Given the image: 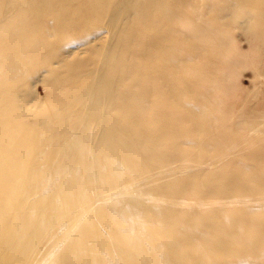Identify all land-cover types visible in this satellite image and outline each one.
Wrapping results in <instances>:
<instances>
[{
  "label": "bare ground",
  "instance_id": "obj_1",
  "mask_svg": "<svg viewBox=\"0 0 264 264\" xmlns=\"http://www.w3.org/2000/svg\"><path fill=\"white\" fill-rule=\"evenodd\" d=\"M157 1L160 3L161 0ZM227 1L209 0L207 14L211 15V20L216 22L217 18L216 23L226 21L235 25L243 19L246 29L253 35H258L255 40L264 44V16L255 18V13L261 9V5H264V0H254L252 6H250L251 0ZM15 2L16 0H0V19L4 18L0 21V264H264L263 138H259L263 142L257 145L256 142L260 141L247 134V130L250 132L256 126L248 122L241 123V127L236 126L238 129L234 126L236 128L234 130L236 132H233L235 137L244 141L241 142L242 145L254 147L259 152L256 156H259L262 162L248 164L250 168L246 166L232 173H225V170L220 168L221 163L217 161L228 160V156H231L236 160L246 162L251 157L243 155L244 153L241 154L238 150L235 154L228 155L233 142L230 139L234 136L229 135L231 132L228 131L229 128L227 129L229 141L226 154L203 153L201 150L209 144L212 136L208 128H203L205 120L198 119L204 113L203 109H210L206 107L203 96L209 89H212L211 91L214 89L218 94L221 93L225 83L215 75L206 80L207 71L204 72L203 69V71L191 72V67H188L190 54L203 55V48L207 46L206 43L210 39L212 42L215 41L214 45L217 43L221 45L220 47L217 45L219 54L226 55L234 61L245 62V59H249L247 57L250 52L242 53L234 41L228 38L230 32H226V29L222 31L203 24V12L205 11L203 9L206 7L203 8L202 3L198 4L197 10L194 9L199 12L195 19L202 20L196 31L198 45L194 48L190 44L187 30L183 31V29V32H180L175 29L173 35L179 34L180 36H168L167 38L171 41L164 36L163 28L165 18L168 16L163 9L160 10V14L158 13L160 19L156 23L150 20L144 21L145 16L142 18L144 13H141L143 25H136L134 29L137 30L138 37L148 39L141 45L138 44V52H133L135 33L128 37L122 34V42L119 40L121 43L117 49L108 55L109 73L103 80L101 89L105 115L103 119V115L100 114L102 120L100 117L98 121L101 125L96 124L98 126L96 130L101 131L102 140L100 136L98 139L102 141V148L100 149L98 145L97 150L95 147L90 152L89 160L86 156L88 164L84 160L83 163L79 160L81 154L77 151L80 155L79 159L76 158L78 155L74 156L80 162L78 168L71 170L72 166L69 172L71 170L74 173L69 174L72 176L74 174V176L72 179L68 178L69 176L66 178L64 177L68 168L66 162L59 166L60 172L57 171L55 164L52 166L49 145L50 143L54 145L55 141H58V136L55 135L57 138L52 142L55 139H53L55 137L53 134L60 131L58 135H61L67 128L65 126L68 122L65 124L66 120L61 121V115L68 114L73 109L70 105L71 109H68L67 105L68 110L66 109L67 111L62 114L60 110L62 106L66 107V104L50 108L49 104L44 101L47 104V112L42 109L43 106L40 107V103L39 107L44 111L33 112L34 124L30 125V118H28L30 114L26 105L29 107L31 104H25L22 101L24 97L19 91V84L22 85L29 75L34 74L43 66L49 67L47 73L49 77L46 81L56 83L59 80L66 82L68 78L71 79L72 76L79 74L91 63L99 64L101 57L96 49L98 46L90 48L85 58L59 60L60 57L56 58V62L53 63L52 59L58 55L56 45L54 47L51 40L59 38L56 36H59L60 28L57 35L54 34L55 27L58 28V25L62 29L60 31L62 35L58 39L60 43L56 42L59 47H62V51L68 43L75 41L74 35L67 37L64 32L66 29L71 28L76 32L74 34H80L81 37L86 38L89 33L83 35L84 30H80V24L88 27L89 32H93L97 22L106 16L104 12L106 13L108 4L106 0H83L85 3H81L79 9H76L84 14L79 17L76 15L75 19L72 17L75 20L73 26L67 22L63 23L59 17L55 18V15L53 16L54 26H50V23L47 24L44 20L45 15L35 14L30 24L25 25L26 27L23 24V27L27 28L30 33L25 34L23 28H20L24 33L17 37V34L12 33L11 28H14V25L19 27L16 21L20 19L16 20V18L26 17L34 3L32 0H24L23 3H26L27 7L16 12L19 4L12 11V5ZM66 2L73 4L74 2L80 3L81 0H67ZM176 2L174 4H177ZM146 5H144L145 9L149 4ZM192 5L194 4L191 3ZM140 6L143 5L140 3ZM151 6L150 9H154L155 6L152 8ZM176 6L177 9L172 6L176 11L169 16L172 18L170 22L175 23L176 21V23L185 25L190 20L194 21V19L189 20V13L179 3ZM67 7L60 8V12ZM131 7L133 10L134 7ZM134 9L139 10L140 8L135 7ZM153 9L151 11L157 13V8ZM11 12L14 15L11 16ZM193 12L190 14H194ZM132 18L135 19L134 16ZM37 26H40L42 30L32 31ZM149 26L155 29L152 30ZM220 30L225 43L217 38ZM48 31L52 33L50 39L52 36L55 37L50 41L46 35ZM209 32L214 33L213 38ZM122 33L126 34V31ZM42 35L45 38L43 43H40L43 39L40 38ZM181 35H184V38L178 39ZM167 42H172V44L166 46L167 50H165L164 46ZM212 44L210 48L214 47ZM48 47L50 49L45 57H41L40 54L46 52L44 49ZM160 50H165L166 54L162 55ZM37 55L40 57L36 59ZM212 55L215 54L212 53ZM69 56H67L68 59ZM104 62L107 64V60L104 59ZM197 67L199 68V65ZM206 69H211V66ZM218 71L222 73L220 67ZM61 73L62 78L59 77ZM93 80H90V83ZM206 83L207 87L204 86ZM60 84L61 81L55 85ZM53 87L55 86L51 88ZM64 88L67 93L69 90ZM58 89L61 88L58 87ZM211 91H208L210 92L207 96L208 101L213 97ZM25 95L30 94L28 92ZM69 97L71 100L72 96ZM213 98L218 100L216 97ZM69 99L63 103L68 104ZM76 103L73 102L72 105L70 102L69 104L75 106ZM213 107L214 111H218L217 109L221 106L218 104L217 107L215 105ZM173 111L193 116L198 114L196 121H189L188 126L193 129L181 132L182 129L178 130L179 127L168 126L167 121L172 117ZM223 111L226 110L223 109ZM222 112L221 115L225 114ZM214 113L216 112L212 115ZM63 116L65 119V115ZM67 116L70 118L69 115ZM74 116L76 117L75 114ZM228 116L229 118L223 115V121L229 122V119L238 117L235 112ZM160 117L162 120L165 119L166 124L160 120V123H157L156 119ZM108 121L110 127L107 125ZM235 121L236 119L234 123ZM214 124H219V121ZM214 129L216 131V128ZM96 130L93 132L96 133ZM260 132L264 133V130L260 129ZM217 133L218 131L213 135L216 136ZM97 135L93 137L96 138ZM115 136H118V142L114 139ZM186 140L194 142L192 144L195 147L192 146V152L188 153L181 148ZM57 144L60 145V143ZM55 146L53 151L58 147L56 144L53 147ZM85 150H88L86 144ZM57 151H54L56 155ZM80 151L82 153L81 148ZM66 157L69 159L68 156ZM55 158L57 161V156ZM177 160L182 163L179 169H175L172 164ZM56 163L58 165V161ZM90 174L92 177L95 176V181L88 178ZM163 175L166 178L169 177V183H161L164 182ZM98 185H100L99 189ZM107 199L114 205V210L111 209L110 212H104L106 209H101L103 201Z\"/></svg>",
  "mask_w": 264,
  "mask_h": 264
},
{
  "label": "rangeland",
  "instance_id": "obj_2",
  "mask_svg": "<svg viewBox=\"0 0 264 264\" xmlns=\"http://www.w3.org/2000/svg\"><path fill=\"white\" fill-rule=\"evenodd\" d=\"M23 1L24 0H18V1L16 0V2L12 5V11H14L17 8L18 4H19V6H21L20 4H23L24 6L23 5L21 7L18 6V8H17L18 10L16 9V12L17 11H20V9H22L24 7H27V4L26 3H23ZM27 1H29V0H27ZM32 1H33L34 4H33L32 8H31V10L28 11L27 16L26 17L23 16L22 17L23 19L22 18H16V20L17 19L23 20L22 22H19L20 20L16 21V23L18 24L19 27H17V25H14L15 27L14 28L13 27L11 28L12 29V33L14 32L15 34H17V37L22 36L21 33H24V32H25V34L30 33V31H27V28H25L26 27L25 25L30 24V20H31L32 16H34L35 14H43V15H45L44 20L47 21V24L50 23L49 24L50 26H54L53 25V21L57 17H59L60 20L63 21V23L64 22L65 23L67 22V24H70L71 26H73L74 23H75V20H73L72 17L73 18L74 17H77L76 15H78V17H79V16H82L84 14L83 12H80L78 10L79 7H80V5H82L83 3H85V2H83V0H81L80 3L74 2L73 4L72 3H69V2H66L67 0H63V1L62 0H32ZM132 1L133 0H106V2L108 4V6L106 7L107 8L106 13L104 12V14L106 16L105 17H102V20L97 22L96 28L94 29L93 32L92 31L89 32V28L88 27H85V25L80 24V30H84V31H82L83 35H85L86 33H89L86 38L81 37L80 34H78V35L74 34L76 32L72 31L71 28L66 29L67 32L66 31H64V32L67 35V37L70 38V37H72L74 35L73 37L75 38V41H72V42L68 43L67 46H66V44H64L66 46L64 48V51H62V47H59V45H58L60 43V42H58L59 41L58 39H60V36L62 35V34H60L61 33L60 31L62 30L61 27H59V25H58V28L55 27V31H54V34L55 35H57L58 29L60 28L59 29L60 31L58 32L59 33V36L58 35L56 36V38L59 37L57 40L56 39L53 40L52 38H55L53 36L51 38L52 40L50 39L51 34L53 33V30H52V33H51V31L50 32L48 31V33H46V35L48 37V40L49 41L51 40L53 42V46L54 47L56 45V47H55L56 48V54L58 56L52 59L53 60V63L56 62V58L59 59L60 57L61 58L59 60H61V59H64V60H73L75 58H77V59L78 58H85L88 55V51H89L90 48L98 46V47H96V49H97V52H100L99 54H100V57H101V59L98 61V62H100L99 64L98 63H91L88 67H86L84 70H82L79 74L72 76L71 79L68 78L66 82L65 81H62V80H59V82L61 81V84H60L61 86L60 85H55V84H58L59 82L54 81L56 83H53V81H51V82L50 81H46L48 79V77H49V76L47 77V73H48L49 67H45V66L39 68L40 70H37L34 73L35 76H34V74H31V75H29L30 77L28 76L25 79V82H22V85L19 84V86H20V90L19 91L22 93V95H23L22 97H24L22 99V101L25 104L28 103V104H31L32 105V106L29 105V107H28V105H26L27 106L26 108L29 111L28 113L30 114V115H28V118H30L29 119L30 125H33L34 124V118H33L34 116H32L33 115V112H35V111L36 112H39V111H44V110H45V112H47L46 111L47 110V107H46L47 104H49L48 107H50V108L51 107H55V106H62V104H64V105L66 104V107H63L62 106V109L60 110V113H62V114H63V112L65 113L68 109H71V107L75 111L76 110L77 111L79 110V112L76 111V113H75V111L72 110V112H69V113L67 112L68 114H66V113L63 114V115H65V119H64V116L60 114L63 117V118L61 117V121L64 122V120H66L65 121L66 122L65 124H67V122H68V124L65 126V128L66 127L67 128L63 131V134L58 135L61 132L60 131H59V133L56 132L53 135L54 136L55 135L58 136V138L55 136V137H53V139L55 138L54 140L51 139V140H53L52 142H54L56 140V138L58 140V141H55V144L58 146L57 149H56V150H58L57 151L58 152L57 155L55 154L56 152H54L56 150L53 151V149L56 148V146L53 147L55 144L53 145V143H50L51 145H49V148L51 149V150L49 149V152H50V155L52 156V159H51L52 166H54V164H55V169L57 171H59L61 169L59 166L62 165V163H65L66 162V165L68 166V168L66 167L67 169H66V172H65V176L64 177L69 176L68 178L71 177V179H72L73 176H74V174H73V176L71 174H72V172L74 173V171H71V170H75V169L78 168V163H80L78 161L79 156H80L79 154H81V156H83V157L80 156V159L79 160L82 161V163H83V160H84V162H86L88 164L87 159L89 160V158H90V156H89L90 155V152L93 149H95V147L97 149L98 148V145H99L100 149L102 148V146H101V142H102L101 141L102 140L101 137H102V135L100 133L101 131L96 130L97 127L101 125V123H99V121H98V120H100L99 118L101 117V115H103V119H104V115H105L104 114V110H103L104 103H102L103 100H101V99H103L102 98V95H101L102 83H103V80L106 79V77L108 76V73H109V58H108V55H111L117 49V46H119V44L122 42L123 36L126 35L128 37V36H131V35H133L135 33L133 35L134 36V43H135L133 45V52L134 53H137L138 52V49H139L138 44L141 45L148 38H146V37H140V36L138 37V35L136 34L137 33V30L134 29V28H136V25H143V22L145 20L155 21L154 23L158 22L159 19H160V15H159L160 14V10L163 9L164 13L167 14V16H168V17L166 16L167 18H165L166 19L165 26H164L165 29L163 28V30L165 31L164 36L166 38L168 36H175L176 34L173 35V31L175 29H178L180 32H183V31H186L187 30L188 31V36H189V39H190V44H192V46H193L192 48H194V47H196L198 45V43H197V41H198V39H197L198 35L196 34V31L198 30V25H200L201 22H202V20L195 19L196 18V14L199 15L198 14L199 12L194 11V9L197 10L198 4L200 5L201 3L203 4V8L206 7L205 9H203V11L205 10L203 12L204 13V16L206 15L205 17L203 16V24L205 23L204 25H206V26H212V28L221 29L222 31H223V29H226V32H230L228 38L230 37L234 41V43L238 47V49L242 53H244V54H247V52H250L249 55H248V57H247V58H249L248 59L249 61L247 59H245V62H243V61L238 62V61L232 60L230 57H228L226 55L224 56L222 54H219L218 46L220 47L221 45L219 43H217L218 46L217 45H214L216 43H215V41L212 42L211 39H210V41L208 43H206L207 46L205 48H203V52H204L203 55H200L199 56L198 53H191L190 54V57H188L189 60H190L188 62V64H189L188 67H191V69H190L191 72H195L197 70H200V71L202 70L203 71V69H204V72L207 71V75H208L207 78H206V80H208V77H210V76L213 77V75H215L217 78L222 79L223 83H225V87L222 90V92L219 93V94H218V92L216 93V91L214 89H213V91H211L212 89L211 90L210 89L208 90V91H211V94L213 95V97H216L218 100H215V98L211 97L212 96L211 95L210 96L211 97L210 98L211 100L208 101L207 100L208 99L207 96L210 95V92H208V91L205 92V95L206 96L205 95L203 96V101L207 105L206 107L207 108H210L209 110L211 112H209L208 109H203V112H204L203 114H201L200 116L198 114H194V116H193V115L185 114L184 112L178 113V112L173 111L172 112V117L170 118V120L167 121L168 122V126L173 125V127H179L178 130H180V128H181L182 129L181 132H185V131L188 132V131H190V129L191 130L193 129V128H189V126H188L190 124L189 121H191V120L196 121L197 116H199L198 119H201L203 121L205 120V123L204 124L206 126L203 124V128H208L209 131L211 132L212 136H213V137L211 136L212 138L210 137L211 141L209 142V144H207L206 146H204V149L201 150L205 154H209V153L210 154H217L219 152L222 155H223V153L226 154V147H227V144H228V141H229L228 138H227V134H229L228 131H231L229 135H234V136H233V138L230 139L233 142H232L231 150L229 151L228 155L235 154L236 153L235 151L238 150L241 154L244 153L243 155L248 156V157H251V159H250L251 161L250 160H247L246 162L245 161H239V160H236L235 157H231V156H228L229 157L228 160L221 159V160L217 161L219 164L221 163L220 164L221 165L220 168L221 169H224L225 170V173L235 172L237 170H240V169L246 167L248 164H251V163H254V162H255L254 164L261 163L262 160H259L260 157L259 156H256V154L257 153L259 154V152L257 150H255V148L252 147V146L250 147L249 145H242L241 142H244V141L241 138L237 139L238 137H235V134H234L236 132V131L234 132V130H236V128L239 127L241 125V123H243L245 121V122H248L249 124H252V125H255L256 126V127H253L254 129L251 130L250 132L247 130V132H248L247 134L248 135L250 134L249 136L252 137V138H254L257 141H260L259 138H263L262 140L264 141V133H261L260 132V129L264 130V44L262 42H259V41L257 42V40H255L256 38H258L257 37L258 35L255 36V35L252 34V32H250L248 29H246V27H245L246 25L243 24L244 23V20L243 19L239 23H237L235 25L229 24L226 21L224 23L223 22L216 23V22H218L217 18H216V22L215 21H212L211 20V17H210L211 15L210 14H207L208 7H209V3H208L209 0L208 1L207 0H203L204 2H202L201 0H197V2H195L196 0H189V2H188V0H181V1L180 0H175V1L174 0H170V1L169 0H161L160 3L157 0H153L155 2H153L151 0H148V1H146V0H142V1L141 0H134L133 2ZM164 1H166V2H164ZM168 1H169V3H168ZM176 1H178V2H176ZM198 1H200V3H198ZM219 1H221V0H219ZM58 2H59V4H58ZM61 2H63V3L61 4ZM114 2H115V4H114ZM150 2H153V3H150ZM174 2H176L177 4L179 3L182 6V8L187 13H189V20L190 19H194V21L193 20H190V22L189 23H185V25H183L182 23H176L175 20H174L175 23L174 22H170V20L172 18L169 17V16H171V14H173L176 11V9H177V6H176L177 4H174ZM185 2H186V4H185ZM190 2L193 3L194 5L191 6V3ZM55 3H57V5ZM75 3H78V4L75 5ZM140 3H141V5H143L142 7L140 6ZM182 3H183V5H182ZM146 4L147 5L149 4V5L147 6ZM151 4H152L153 7L155 6L154 9L157 8V13L154 12V11H151L153 9L152 6H151ZM158 4L160 6H158ZM166 4L169 7H167ZM169 4L172 5V6H175L176 9H175V7H172ZM253 4H254V0H251L250 6H252ZM52 5H54V6H52ZM67 5H68V7H67ZM109 5H110V7H109ZM144 5L147 6V7L146 6L145 7H146L147 10H149L148 12L144 8ZM243 5H244V3H243ZM13 6H15V7H13ZM61 6L62 7L64 6V7H67V8L66 9L63 8L62 11L60 12V10H61L60 8H62ZM131 6H133L134 8L136 7L138 9L139 8L140 9L139 10H136V9L133 8V10H132V7ZM150 6H151L152 9H150ZM193 6H195V8ZM74 7H75V9H74ZM129 7H130V9H129ZM69 8H72L73 10L72 9H69ZM76 8H78V9H76ZM57 9H58V12H57ZM63 10H64V12H63ZM65 10L68 13L65 12ZM68 10H70L71 13H69L70 11H68ZM141 10H143V12H141ZM144 10H146V11H144ZM54 11H56V12H54ZM138 11L140 12V14H139ZM171 11H172V13H171ZM188 11H190V12H188ZM16 12H14V13L16 14ZM78 12H79V14H78ZM192 12L194 14H190ZM256 12H258L259 14L258 13H255V16H256L255 18H259V17L260 18H263V16H264V5H261V9L257 10ZM80 13H81V15H80ZM141 13H144V14H142V18H144V16H145V18L143 19L144 21L141 18ZM10 14H11V16L14 15L12 12ZM10 14L8 13V15H10ZM66 14H68V15H66ZM104 14H103V16H104ZM134 14H137V15H134ZM157 14H158V16H157ZM130 15H131V17H130ZM192 15L193 16L195 15L194 18H192L193 17ZM133 16H134L135 19L132 18ZM136 16H137V18H136ZM27 17H28V19H27ZM46 17H50V18H46ZM24 18H26V19H24ZM129 18H131V19H129ZM51 19H52V21H51ZM118 19H119V22H118ZM2 20L0 19V21H2ZM207 20H208V22H207ZM124 22H126V23H124ZM194 22H195V24H194ZM214 22H215V25H216L215 27H214ZM136 23H139V24H136ZM23 24H24L25 27H23ZM207 24H209V25H207ZM222 24L223 25L226 24L225 27H223ZM103 25H104V27H103ZM175 25H176V27H175ZM189 25H190L191 28L189 27ZM184 26H186V27H184ZM27 27H29V26H27ZM188 27H189V29H188ZM20 28H23L22 30L24 32L22 30H20ZM149 28L152 29V30L155 29V27H153V26H149ZM28 30H30V29H28ZM34 30L36 32H38V31H41L42 28L40 29V26H37V28L32 29V31H34ZM124 31H126V34L122 33ZM222 31L219 32V34H217V38H218V40L220 39V40H222L225 43V39L223 38ZM18 32H20V33H18ZM212 32H215V31H212ZM122 34H123V36H122ZM140 34H141V32H140ZM213 34L214 33H210L209 32V35L212 36V38L214 37ZM177 36L179 37L180 35L177 34L176 37ZM40 38H43L40 41V43H43L42 41H44L45 36L42 35V36H40ZM183 38H184V35H181V38H178V39H183ZM108 39H109V42H108ZM167 39H169V38H167ZM56 41L58 42V44H57ZM171 44H172V42L165 43L164 49L167 50L166 49V46H169ZM210 44H212V46H214L216 48L215 49H214V47L210 48V46H211ZM208 46H209V49L210 50L208 49ZM203 47H204V43H203ZM49 49H50V47H48L47 49H44L46 52L40 54L41 57H43V56L45 57V55L47 54V52L49 51ZM165 50H160L162 55L163 54H166V51ZM204 50H206V51H204ZM192 51L193 50H191V52ZM212 53L215 54V55H212ZM254 53H255V56H254ZM40 55H37L36 56V59L39 58ZM67 56H69V59H68ZM106 57H107V59H106ZM104 59L107 60V64L104 62ZM52 60H51V62H52ZM202 61H203V63H202ZM253 61H255V62H253ZM248 63H250V64H248ZM135 65H136V63H135ZM198 65H199V68L197 67ZM201 65H202V67H201ZM204 65L206 66V68L207 67L210 68V66H211V69L204 68L205 67ZM97 66H98V69H97ZM219 67H220V69H222V73L221 74L218 71V68ZM213 69H215V70H213ZM95 71L97 73H94ZM87 75H88V77H87ZM62 76H63V74L61 73L59 77L62 78ZM93 78H94L95 81L93 80ZM90 80H93V81H91V83H90ZM62 82L65 83V85ZM88 82H89L90 85L89 84L87 85ZM51 85L52 86H55V87L51 88L52 87ZM62 85H63V88L66 87L67 90H69L67 93H66L65 88L63 90ZM84 85H86V86H84ZM71 86H73L72 89H71ZM204 86L207 87V83ZM56 87H57V90H55ZM58 87L61 88V89H58ZM74 87H78V88H74ZM23 89H24V91H23ZM78 89H79V93H78ZM80 89H82V90H80ZM50 90H53V91H50ZM235 90H236V92H234ZM75 91H76V93H75ZM28 92H29L30 95H28V96L25 95V93L28 94ZM59 92H60V94H59ZM61 92H63V93H61ZM212 92H214V93H212ZM58 94H59V96L61 98L60 97L58 98ZM191 94H193V92H191ZM216 94H218V95H216ZM63 96H65V97H63ZM69 96H72L71 97V100L69 99L70 98ZM58 99H61V100H58ZM68 99L70 100L68 102L69 103L71 102L72 105H73V102H74V104L76 103V100H77L76 105L78 103L79 104L77 106L76 105L75 106H72L69 103L67 104V102L66 103H63V101H67ZM212 100H214L215 103L218 102L217 105L219 104L221 106L219 109H217L218 111H216V110L214 111L215 108L213 106L215 105L217 107V105L214 103V101L212 102ZM31 101H32V103H29ZM44 101L47 104H45ZM211 102L214 103V105H211L212 104ZM223 102H226V104H223ZM40 103H41V106H40ZM33 104H34V106H33ZM188 104H190V103H188ZM67 105L68 106L70 105L71 107L69 106V108L67 109V107H68ZM192 105L195 106L194 104H192ZM39 106L40 107L43 106L42 109H44V110H42ZM33 107H34V109H33ZM79 107H80V109H79ZM31 108L33 110H31ZM223 109L226 110L227 112L226 111H223ZM30 110H31V112H30ZM37 110H39V111H37ZM99 112H101V113H99ZM213 112H216V113L218 112L217 113L218 115H216V113H214L212 115ZM221 112L222 113L225 112V114H223L224 117L227 116L229 118L228 115H232L233 112H235V114L238 115V117L237 118H233V119H229L230 121L229 122H226V121H223L224 120L223 119L224 117H223V115H221ZM71 113H72V115H71ZM74 114L76 115V117L74 116ZM67 115H69L70 118H67L68 117ZM219 116H222V117H219ZM235 119H236V121H235L236 123H234V120ZM72 120H73V122H72ZM101 120H102V117H101ZM156 120H157V123L160 120V122H163L164 124H166L165 123V119L162 120V117L157 118ZM187 121H188V123H187ZM212 121L214 123H216V124L219 121V124L215 125ZM109 123L110 122L108 121V123H107L108 127H110ZM91 124H94V125H91ZM91 126H93V127H91ZM224 126H225V128H224ZM234 126L235 127L237 126V127L234 128ZM222 127H223V129H221ZM214 128H216V131H215ZM67 129L68 130L70 129V130L68 131ZM219 129H220V132H219ZM227 129H228V131H227ZM94 130H96V133L93 132ZM217 131H218V133L216 134V136H214L213 133H216ZM92 132H93V134H92ZM194 133L195 132H193V134ZM94 134L95 135L98 134L96 136V138L93 137V136H95ZM178 134H179V132H178ZM83 136H84V138H83ZM98 136H100L99 138L101 140L98 139ZM215 137H216V139H215ZM235 138H236V141H235ZM114 139L115 140L117 139L116 142H118V136H115ZM94 140H96V141L98 140V141L96 142ZM188 141L189 140H186V142L181 145V148L184 151H187L189 153V152H192L193 151V148H192L193 144L192 143H194V142H192V141H189L188 142ZM263 141L256 142V144L259 145ZM56 142L57 143H60V145L57 144ZM81 142H82V144H81ZM89 143H90L91 146L89 145ZM85 144H86V149H88V150H85L84 151ZM65 145H66V147H65ZM188 145H190V146H188ZM83 146H84V148H83ZM193 147H195V146H193ZM80 148L82 150V153L80 151ZM75 151H76V153H75ZM77 151H79L78 152L79 154H77ZM246 151H247V153H246ZM69 152H70V154H69ZM54 154H55V156H54ZM74 155L75 156L78 155V156H76V158L78 157L77 160H76V158H75ZM56 156H57L58 165L56 163L57 161H55L56 160V158H55ZM66 156H68L69 159H67ZM86 156L88 157L87 159H86ZM255 157H258V158L255 159ZM65 158L68 161H66ZM60 160H61V162H60ZM178 161L179 160L174 161V163H172L175 169H179V167H180L179 165H182V163L180 161L179 162ZM76 162H77V164H76ZM247 162H249V163H247ZM235 163H239V164H236L235 165ZM75 164H76V166H75ZM98 164H100V162ZM177 164H178V166H177ZM237 165H240V166H237ZM71 167H72V169L69 172V169ZM250 167L247 166V168H250ZM262 167H264V164L262 165ZM73 168H75V169H73ZM69 173H71V174H69ZM164 176L165 175L162 176L164 182H161V183H169V180H168L169 177L166 178ZM85 177H86V173H85ZM94 177L95 176L92 177V175L90 174V177H88V178L89 179H93L95 181ZM96 180H97L96 182H98V179L97 178H96ZM99 188H100V185H98V189ZM107 200H104L103 201V204H102V208L101 209H103V210L106 209L104 212H110L111 209L114 210V205L111 204V201L110 200H108V201ZM107 202H109V203H107ZM113 204H114V202H113Z\"/></svg>",
  "mask_w": 264,
  "mask_h": 264
}]
</instances>
